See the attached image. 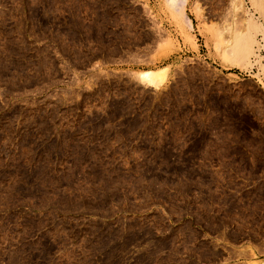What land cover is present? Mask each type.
<instances>
[{
    "label": "rangeland",
    "instance_id": "1",
    "mask_svg": "<svg viewBox=\"0 0 264 264\" xmlns=\"http://www.w3.org/2000/svg\"><path fill=\"white\" fill-rule=\"evenodd\" d=\"M263 33L264 0H0V264H264Z\"/></svg>",
    "mask_w": 264,
    "mask_h": 264
},
{
    "label": "bare ground",
    "instance_id": "2",
    "mask_svg": "<svg viewBox=\"0 0 264 264\" xmlns=\"http://www.w3.org/2000/svg\"><path fill=\"white\" fill-rule=\"evenodd\" d=\"M253 22L254 21H250L245 31L236 35L237 38L235 37L236 40H234L235 43H233L232 54L234 53L235 61L239 62V60H246V65L251 64L250 55L254 54V45L259 43L256 39L258 23L256 24L254 22L255 25ZM166 70L167 68H161L159 70L148 69L141 71L138 74L141 80L150 84L160 85L166 75Z\"/></svg>",
    "mask_w": 264,
    "mask_h": 264
},
{
    "label": "built area",
    "instance_id": "3",
    "mask_svg": "<svg viewBox=\"0 0 264 264\" xmlns=\"http://www.w3.org/2000/svg\"><path fill=\"white\" fill-rule=\"evenodd\" d=\"M262 53H264V50L261 51ZM249 75H251L249 72H248Z\"/></svg>",
    "mask_w": 264,
    "mask_h": 264
}]
</instances>
